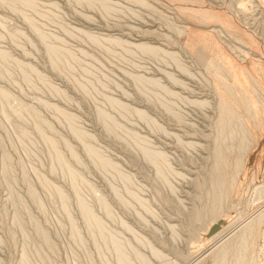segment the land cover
<instances>
[{
	"label": "rangeland",
	"instance_id": "1",
	"mask_svg": "<svg viewBox=\"0 0 264 264\" xmlns=\"http://www.w3.org/2000/svg\"><path fill=\"white\" fill-rule=\"evenodd\" d=\"M193 1L0 0V264H264V0Z\"/></svg>",
	"mask_w": 264,
	"mask_h": 264
},
{
	"label": "bare ground",
	"instance_id": "2",
	"mask_svg": "<svg viewBox=\"0 0 264 264\" xmlns=\"http://www.w3.org/2000/svg\"><path fill=\"white\" fill-rule=\"evenodd\" d=\"M172 1V3H173V1L174 0H171ZM190 1V3H194V1L193 0H189ZM199 8H201V9H203V10H206L207 8L202 4L201 6H199ZM197 11H198V9H197ZM228 18V17H227ZM209 20H212V19H209ZM214 21H218V22H220L219 20H215L214 19ZM226 21L227 22H231L233 25H236L237 27L236 28H238V32L242 35V36H244V37H247V38H251V40L253 41L254 39L252 38V35L249 33V31H247V29L246 28H244L243 26H242V24L240 23V22H238L237 20H235V19H230V18H228V19H226ZM221 23V22H220ZM241 24V25H240ZM254 45H256V46H258V47H260V50L261 51H263L264 52V46L261 44V42H259L258 40H254ZM261 187H264V184H260V185H258V186H256V188L257 189H259V188H261ZM253 215V214H252ZM252 217V216H251ZM248 220V219H247ZM223 221V222H222ZM224 221L225 220H218V222L216 221V222H214L213 224H211L210 225V227L207 229V233L208 234H210L211 235V239L210 240H212V239H214L216 236H218L219 235V232H217V231H220V229L223 227V224H224ZM221 223H223V224H221ZM206 233V234H207ZM231 235V234H230ZM204 255V254H203ZM198 259V258H197Z\"/></svg>",
	"mask_w": 264,
	"mask_h": 264
}]
</instances>
